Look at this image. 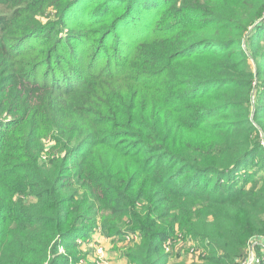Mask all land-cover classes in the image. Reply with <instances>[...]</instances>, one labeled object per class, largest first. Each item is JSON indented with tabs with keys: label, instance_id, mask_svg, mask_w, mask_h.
<instances>
[{
	"label": "trees",
	"instance_id": "1",
	"mask_svg": "<svg viewBox=\"0 0 264 264\" xmlns=\"http://www.w3.org/2000/svg\"><path fill=\"white\" fill-rule=\"evenodd\" d=\"M263 12L0 0V264H76L61 244L124 219L132 264H167L174 232L201 250L189 264H240L264 235Z\"/></svg>",
	"mask_w": 264,
	"mask_h": 264
},
{
	"label": "rangeland",
	"instance_id": "2",
	"mask_svg": "<svg viewBox=\"0 0 264 264\" xmlns=\"http://www.w3.org/2000/svg\"><path fill=\"white\" fill-rule=\"evenodd\" d=\"M50 14L47 17H41L40 20H42L43 23H48V21L54 19V15ZM260 32L263 35L260 39L261 44H258L257 48H259L261 51H264V23L260 27ZM243 45L244 49L250 50L252 47V43L250 41H244ZM251 69H256V63L254 61H252ZM252 101L254 104H256V102L262 103L261 90L259 88L255 89L252 95ZM263 140L264 139L262 138V143L264 142ZM44 145L46 150H48L52 145V141L47 140L45 141ZM141 206L142 203H138L137 207L141 208ZM126 222V219H124L122 223L119 221L116 222L118 226H121L122 233L118 234L115 238L112 236H107L106 234H102L100 229L96 228L91 234L93 238H91V236H76L75 242L73 241L74 245L62 246L61 244L57 252L58 254L69 258L68 260L70 262L74 257H78L79 259L76 264H132L130 262L129 252L133 250V247L135 249L140 244L142 236L139 231L130 230L129 225ZM95 233L99 235L98 238L94 236ZM176 233L174 232L164 240V243L167 242V245L164 246L165 251L168 253L167 264H175L179 262L189 264L192 262H198L200 260L201 250L198 248L197 242L189 238L182 240L179 237L180 234L178 236ZM79 239L81 240V243L77 242ZM253 239H255V241L259 240V242H264V235L256 236ZM255 241H253L254 243L249 242L244 248L243 256L240 259V264H247L253 257L257 258L260 257V255V264H264V252L259 249L260 246L255 244ZM99 245H101L103 248V255H101V253H97L96 251V248Z\"/></svg>",
	"mask_w": 264,
	"mask_h": 264
},
{
	"label": "built area",
	"instance_id": "3",
	"mask_svg": "<svg viewBox=\"0 0 264 264\" xmlns=\"http://www.w3.org/2000/svg\"><path fill=\"white\" fill-rule=\"evenodd\" d=\"M261 17L264 18V12H263V14H262ZM94 236H96V238L99 237V235H98L97 233H95ZM91 238H93V237L91 236ZM87 239H88V238H87ZM253 241H255V239H253V240H251V241H249V242H250V243H254ZM77 242H78V243H81V240L79 239ZM255 242H256L255 244H257V245L260 246L259 249H260L262 252H264V242H262V241L259 242V240H258V241H255ZM165 245H167V242L164 243V246H165ZM96 251H97V253H101V255L104 254V252H103V248H102L101 245H99V246L96 248ZM102 252H103V253H102ZM101 255H100V256H101ZM260 260H261V255H260V257H257V258L253 257V258L250 260V262L247 263V264H260Z\"/></svg>",
	"mask_w": 264,
	"mask_h": 264
},
{
	"label": "water",
	"instance_id": "4",
	"mask_svg": "<svg viewBox=\"0 0 264 264\" xmlns=\"http://www.w3.org/2000/svg\"><path fill=\"white\" fill-rule=\"evenodd\" d=\"M262 21H264V18H263V17H261V18L255 23V25L258 24V23H260V22H262Z\"/></svg>",
	"mask_w": 264,
	"mask_h": 264
},
{
	"label": "crops",
	"instance_id": "5",
	"mask_svg": "<svg viewBox=\"0 0 264 264\" xmlns=\"http://www.w3.org/2000/svg\"><path fill=\"white\" fill-rule=\"evenodd\" d=\"M98 238V237H97ZM105 241V240H104Z\"/></svg>",
	"mask_w": 264,
	"mask_h": 264
}]
</instances>
